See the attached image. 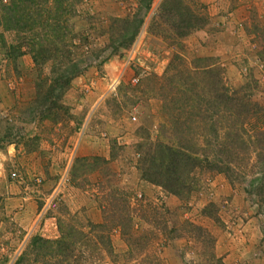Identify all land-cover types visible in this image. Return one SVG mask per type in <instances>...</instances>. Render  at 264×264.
Instances as JSON below:
<instances>
[{
    "label": "rangeland",
    "instance_id": "1",
    "mask_svg": "<svg viewBox=\"0 0 264 264\" xmlns=\"http://www.w3.org/2000/svg\"><path fill=\"white\" fill-rule=\"evenodd\" d=\"M38 1L48 15L65 11L56 20L57 32L0 29L6 46L34 36L64 43L52 54L56 60L41 66L29 54L14 58L0 46V264H139L154 257L157 264H208L204 246L187 238L166 239L162 228L151 226L153 216L167 229L183 221L205 229L221 264H264V203L258 205L245 193L257 176L253 165L238 167L241 176L230 182L205 172L203 162L204 171H195L193 191L175 197L141 179L136 152L141 143H177L157 92L167 68L162 88L169 105L193 96L191 90L201 85L200 70L206 68L209 93L220 69L229 89L264 110V0H152L148 11L140 13L142 25L133 43L117 52H111L114 44L107 40L110 20L142 10L147 0ZM166 5L180 16H168ZM22 16L27 19V10ZM75 32L88 39L90 54L84 57L90 64L55 102V117L41 119L36 101H30L33 83L49 76L58 53L73 52ZM195 59L205 61L197 65ZM181 119L187 121V112ZM212 120L206 132L186 129L198 159L217 160ZM207 205L216 222L204 215ZM108 215L129 216L131 230L146 235L144 253L129 252L114 223L93 226ZM59 226L67 233L66 260L56 256L53 246L46 252L33 241L59 240ZM105 239L109 255L102 250Z\"/></svg>",
    "mask_w": 264,
    "mask_h": 264
},
{
    "label": "trees",
    "instance_id": "2",
    "mask_svg": "<svg viewBox=\"0 0 264 264\" xmlns=\"http://www.w3.org/2000/svg\"><path fill=\"white\" fill-rule=\"evenodd\" d=\"M76 2L79 0H75ZM152 0H147L142 10L139 8L134 9L132 15L123 18L111 19L108 24L109 34H107L108 44L114 46L111 52L127 49L134 41L140 26L142 25V18L140 13H146L149 9ZM6 2V3H5ZM41 3L38 0H0V29L2 32L14 31L15 33H32L34 31L49 32L52 34L57 32L59 24L56 20L65 11L58 9L57 13L48 15L47 10L39 6ZM173 7L165 6L164 10L168 16H180L179 12L174 10ZM27 10V19L22 14ZM28 11H32L28 15ZM42 14L48 15L45 21H41ZM187 27L186 23L181 20ZM182 23V24H183ZM180 24V23H177ZM176 24V25H177ZM173 29L179 28L171 24ZM39 28V30H38ZM176 32V31H175ZM72 49L73 52L65 53V50L58 53L60 55L59 61L55 62V66L50 70L48 77H42L39 81L33 83V96L30 101H36L35 109L40 111L41 119H48L51 115L55 117L54 106L55 102L59 101L64 92L69 87V82L81 75V73L89 66L90 60L84 55H89L87 50L89 45L87 37L83 32L72 33ZM178 35L181 33L177 32ZM113 36L115 37L113 39ZM23 40V41H22ZM15 46H6L3 36L0 33V46L8 54L19 58L25 53L29 54L35 66H41L46 62H52L55 57L53 53L57 48L63 49L64 43L59 39L58 44L56 41L46 38H22ZM110 45L104 44L103 48H109ZM24 49V51H23ZM179 60L178 57L173 56ZM65 60L68 62V67L65 66ZM205 59H195L194 62L202 63ZM198 67H194L196 69ZM168 68L165 70L163 81L167 80ZM201 85H195L191 90L193 96L182 99L178 97L177 102L169 105L167 95L163 91L162 80L158 86L157 91L163 98L161 109L163 110L167 122L169 124V131L177 140L174 146L170 144H163L161 142H146L136 146L137 148V169L140 177L146 183L158 187L164 193L182 197L193 191L195 186L194 174L196 170L204 171L201 168V163L207 162V170L205 172H215L222 174L230 182L235 176H241L238 167L254 166L257 169V176L249 181V188L245 191L248 195L256 198L258 205L264 203V110L263 107L257 105L249 99L244 100L245 97H239L237 90H231L226 86L225 80L222 77V71L219 69L214 76V85L209 89L207 87L211 84V72L206 68L200 70ZM185 72H190L185 69ZM51 76V77H50ZM175 92L185 95V92L179 88H171ZM170 90V91H171ZM168 93V92H167ZM165 94V95H164ZM164 96V97H163ZM195 98V100H193ZM206 98V101L204 99ZM46 102L49 104L46 106ZM44 107V108H43ZM56 110V109H55ZM184 111V112H183ZM187 112V121L180 120L181 115ZM211 113L214 117L211 119ZM262 114V116H261ZM211 124L212 138L214 152L217 155V160L211 159L208 161V156L204 155L203 159H198L195 151L190 149V143L193 137H187L186 129L201 128L206 132ZM201 136V135H200ZM208 144L210 142L206 140ZM211 209L210 205L203 208L205 216L216 222V217L212 216L208 210ZM149 220L151 219L148 218ZM109 222H106V221ZM139 220L144 221V217H139ZM151 226L162 228L163 235L166 239L171 238H187L199 246H204L203 251L207 253L208 264H221L213 254L214 238L205 230L197 225H193L187 221H183L179 228L171 227L167 229L164 221H159L158 217L153 216L150 220ZM106 223H114L121 236L123 237L129 252L136 255L144 253L147 246V238L145 233L131 230V221L129 216L113 218L104 217L102 223L93 225L96 228L104 226ZM59 226V240L47 242L40 237L35 238L33 241L40 242L44 250L47 252L49 247L55 249L56 256H61V259L66 260L69 254L64 253L67 251L64 239L67 233L63 232ZM108 233V232H107ZM108 239H105V246L103 251L109 255L111 247L109 246ZM158 261L154 257L151 263H144L139 261V264H157Z\"/></svg>",
    "mask_w": 264,
    "mask_h": 264
},
{
    "label": "built area",
    "instance_id": "3",
    "mask_svg": "<svg viewBox=\"0 0 264 264\" xmlns=\"http://www.w3.org/2000/svg\"><path fill=\"white\" fill-rule=\"evenodd\" d=\"M65 177H62V180H64ZM51 204V201L49 200L48 203L46 204V208L48 209L49 205Z\"/></svg>",
    "mask_w": 264,
    "mask_h": 264
}]
</instances>
